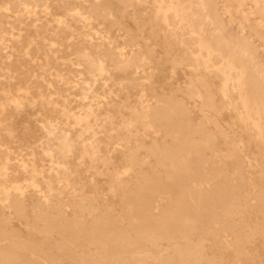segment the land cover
Here are the masks:
<instances>
[{
    "label": "bare ground",
    "instance_id": "6f19581e",
    "mask_svg": "<svg viewBox=\"0 0 264 264\" xmlns=\"http://www.w3.org/2000/svg\"><path fill=\"white\" fill-rule=\"evenodd\" d=\"M0 264H264V0H0Z\"/></svg>",
    "mask_w": 264,
    "mask_h": 264
},
{
    "label": "rangeland",
    "instance_id": "374dc122",
    "mask_svg": "<svg viewBox=\"0 0 264 264\" xmlns=\"http://www.w3.org/2000/svg\"><path fill=\"white\" fill-rule=\"evenodd\" d=\"M125 23L127 25H129L130 27H133L132 22L128 19L125 18ZM147 36V35H146ZM161 41V39H160ZM38 45H36V48H34L32 50L33 53H35V50L38 49L39 54L37 55L38 57H34V62H26L23 65H28L29 67H32L33 69H35V71L33 72L34 74H41V70L39 68H37V64L40 62L41 60L44 58V55H41L43 52L47 51V47L43 46V42L42 41H37ZM65 43V42H64ZM60 49V52H57V55L59 57V59H57L56 63L53 62V60L51 59V62L49 63V71L45 73V75L47 76L49 73H55L54 70H58L61 74H66V75H76L77 77L80 76L78 73L75 72H67V71H75L77 69H80L81 66L77 67V66H69V64L67 63L68 59H74V55H70L69 53L71 51H73V46L70 47H66V45H62L60 47H54L53 50ZM154 49L157 51V58H155L153 60V62L155 60L158 59H163V49L161 48V45L157 43V45L154 47ZM52 56V55H51ZM37 60V61H36ZM177 70V69H176ZM170 72V65L168 64H160V68L157 71V74L153 77L154 80L156 81V85L162 88H166L169 89L170 87H173L172 85H170V82H176L175 84H182L183 78L180 74L176 75L175 77H178V79H176V81H174V79H171L168 77ZM177 73H179V71L177 70ZM113 77L116 79L115 82H117L119 79L121 80L122 78V74L121 73H113L112 74ZM48 79L52 82L53 84V88H51V90L53 89H57V90H63L62 86H60V82L55 81L53 75H49ZM38 82L40 79H37ZM59 88V89H58ZM42 90L44 91V93H46L48 91V89L46 87L42 88ZM67 95V92H64ZM62 92V94H64ZM71 98H74L73 96H71ZM78 101L75 102V100L73 102L70 103V107L74 108L76 106ZM20 119H18L15 122V127H14V132L15 135L17 137V139H19L18 142L10 144L9 146L11 147H19V149H17L16 151L20 152L21 154L27 153L30 151L31 147H34L35 144L37 143V139L39 138V135L41 134L39 131V123L36 121L38 119H40V115L44 114L43 110H41V108L39 106H27L24 107L23 110L20 111ZM23 116V117H22ZM192 119L196 120L197 116L192 114ZM21 118H23L24 120H21ZM115 147V145H114ZM117 148V147H116ZM115 158H118V154L117 153H113ZM71 161L72 163H75V156L71 155ZM83 168H79V170L81 171ZM96 181H97V186L98 187H105V179L102 176H97L96 177ZM105 189V188H104ZM108 202L111 203V207L112 209H114L115 212H119V206H118V200L116 198H107ZM117 217V215H116ZM10 224L12 227L15 228V230H18L22 235H26L25 232V228L24 225L19 223L16 219H14L13 217L9 218ZM85 250V249H84ZM86 251V250H85Z\"/></svg>",
    "mask_w": 264,
    "mask_h": 264
}]
</instances>
